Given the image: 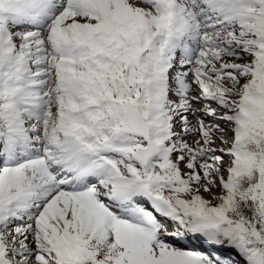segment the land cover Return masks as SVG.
I'll return each mask as SVG.
<instances>
[{"label":"snow or ice","instance_id":"1","mask_svg":"<svg viewBox=\"0 0 264 264\" xmlns=\"http://www.w3.org/2000/svg\"><path fill=\"white\" fill-rule=\"evenodd\" d=\"M0 264H264V0H0Z\"/></svg>","mask_w":264,"mask_h":264}]
</instances>
